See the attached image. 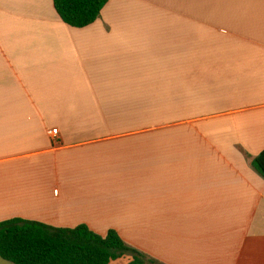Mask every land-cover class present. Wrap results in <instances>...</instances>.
<instances>
[{"label":"crops","instance_id":"0c3cea01","mask_svg":"<svg viewBox=\"0 0 264 264\" xmlns=\"http://www.w3.org/2000/svg\"><path fill=\"white\" fill-rule=\"evenodd\" d=\"M263 148L264 0H109L83 27L0 0V222L264 264Z\"/></svg>","mask_w":264,"mask_h":264},{"label":"trees","instance_id":"16d2710c","mask_svg":"<svg viewBox=\"0 0 264 264\" xmlns=\"http://www.w3.org/2000/svg\"><path fill=\"white\" fill-rule=\"evenodd\" d=\"M109 0H52L59 18L73 27L94 22ZM252 166L264 177V148ZM129 256L128 264H161L127 244L115 229L105 235L81 224L59 228L22 218L0 222V257L13 264H108Z\"/></svg>","mask_w":264,"mask_h":264},{"label":"built area","instance_id":"2783aa9c","mask_svg":"<svg viewBox=\"0 0 264 264\" xmlns=\"http://www.w3.org/2000/svg\"><path fill=\"white\" fill-rule=\"evenodd\" d=\"M56 132H57L56 129H53V130H52V134H53V135H56Z\"/></svg>","mask_w":264,"mask_h":264}]
</instances>
